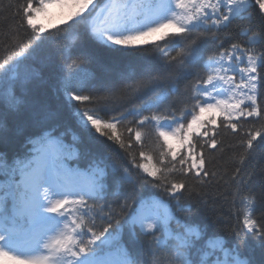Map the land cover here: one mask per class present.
Listing matches in <instances>:
<instances>
[{"label":"snow or ice","instance_id":"6c2138e0","mask_svg":"<svg viewBox=\"0 0 264 264\" xmlns=\"http://www.w3.org/2000/svg\"><path fill=\"white\" fill-rule=\"evenodd\" d=\"M147 45L131 71L84 66ZM53 46L64 107L117 157L82 154L62 110L29 104L21 66ZM0 84L26 117L23 154L0 153V264L264 258V0H0Z\"/></svg>","mask_w":264,"mask_h":264},{"label":"trees","instance_id":"16d2710c","mask_svg":"<svg viewBox=\"0 0 264 264\" xmlns=\"http://www.w3.org/2000/svg\"><path fill=\"white\" fill-rule=\"evenodd\" d=\"M7 3V0H4ZM148 48L150 55L145 57L141 53L131 52L125 55H115L107 50L103 49V46H98L95 49L96 59L94 62H86L85 68L89 72L96 73L98 75L104 74L106 71L113 73H119L123 71H131L132 66L138 59L153 58L154 53L150 45L145 46ZM73 58H76L75 56ZM62 64L63 59L59 55L57 49L53 47L44 48L39 51L38 54L31 57L21 66V76L25 73H35L38 79L29 84L28 102L29 104L38 103L46 106L50 110H62L61 117V130H68L66 137V143L72 142L73 133L81 135L83 137V143L79 145L81 153L103 154L117 157L119 155L115 146L109 148L107 145L92 142L86 135L80 132V129L71 118L69 109L64 107V99L62 91H59L60 80L62 79ZM110 66V67H109ZM183 87V85H181ZM5 89L0 84V116L6 119L0 123V153L7 154L9 159L17 155L23 154L24 136L17 134V129L25 125V115L23 111L20 115H13L8 112L4 101ZM21 94V89L17 88V95ZM138 103V101H137ZM102 140V138H101ZM228 141L235 142L234 137H229ZM229 152L224 153V161L227 160ZM223 162V161H222ZM257 169H264V153H261L257 159ZM69 165L76 166V161H69ZM80 167L83 169L86 167V161L82 159L80 161ZM145 194H154V190L147 188ZM196 220H202L203 214H197L193 217ZM251 243V241H250ZM248 255L249 253H245ZM252 258L256 261V264H262V256L260 250L257 248L251 253Z\"/></svg>","mask_w":264,"mask_h":264},{"label":"rangeland","instance_id":"374dc122","mask_svg":"<svg viewBox=\"0 0 264 264\" xmlns=\"http://www.w3.org/2000/svg\"><path fill=\"white\" fill-rule=\"evenodd\" d=\"M53 11H58V10H55V9H54ZM54 22H56V21H54Z\"/></svg>","mask_w":264,"mask_h":264}]
</instances>
